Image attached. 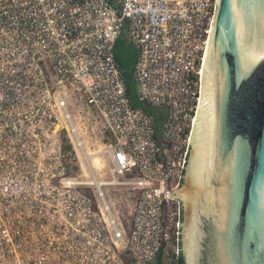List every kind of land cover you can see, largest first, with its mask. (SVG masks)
Returning a JSON list of instances; mask_svg holds the SVG:
<instances>
[{"label": "built area", "instance_id": "2783aa9c", "mask_svg": "<svg viewBox=\"0 0 264 264\" xmlns=\"http://www.w3.org/2000/svg\"><path fill=\"white\" fill-rule=\"evenodd\" d=\"M214 9V0H0V264H178L169 192ZM118 42L136 52L133 100ZM70 94L110 137L101 168L82 161ZM116 186L134 198L125 227L102 190Z\"/></svg>", "mask_w": 264, "mask_h": 264}, {"label": "water", "instance_id": "95a60500", "mask_svg": "<svg viewBox=\"0 0 264 264\" xmlns=\"http://www.w3.org/2000/svg\"><path fill=\"white\" fill-rule=\"evenodd\" d=\"M214 5L188 148L169 192L179 203L177 257L264 264V0Z\"/></svg>", "mask_w": 264, "mask_h": 264}, {"label": "rangeland", "instance_id": "374dc122", "mask_svg": "<svg viewBox=\"0 0 264 264\" xmlns=\"http://www.w3.org/2000/svg\"><path fill=\"white\" fill-rule=\"evenodd\" d=\"M115 56L131 82V70L136 57L135 50L126 42H118L115 48ZM69 100L71 102L70 112L73 116L74 124L79 128V137L84 144V148L88 153L97 154L99 164L96 166L101 168L103 164L101 152L104 150L105 145L110 142V137L97 117L96 112L90 106H87L83 101L79 102L78 97L74 94L69 95ZM95 174L98 177L101 171L95 170ZM99 178L108 179L109 177L101 176ZM119 180L121 179L119 178ZM102 190L114 216L124 227L125 224L128 225L131 219L134 198L128 196L127 191L123 187H103Z\"/></svg>", "mask_w": 264, "mask_h": 264}, {"label": "bare ground", "instance_id": "6f19581e", "mask_svg": "<svg viewBox=\"0 0 264 264\" xmlns=\"http://www.w3.org/2000/svg\"><path fill=\"white\" fill-rule=\"evenodd\" d=\"M82 161H84V164L87 166V163L90 164L91 167H93L91 164H93L94 166H96L97 164H99V158L97 156V154L94 153H88L85 148L83 149V158ZM93 162V163H92Z\"/></svg>", "mask_w": 264, "mask_h": 264}, {"label": "trees", "instance_id": "16d2710c", "mask_svg": "<svg viewBox=\"0 0 264 264\" xmlns=\"http://www.w3.org/2000/svg\"><path fill=\"white\" fill-rule=\"evenodd\" d=\"M128 93H129V95L131 97V100H133L134 99L133 98V85H132V83L130 81H129ZM158 122H159V119H157V123ZM184 175H185V172H184ZM152 264H160V257H158L156 259V261L154 263H152ZM178 264H185V259H184V256H183L182 252L180 253L179 258H178Z\"/></svg>", "mask_w": 264, "mask_h": 264}]
</instances>
